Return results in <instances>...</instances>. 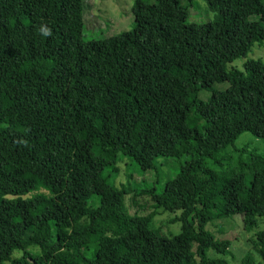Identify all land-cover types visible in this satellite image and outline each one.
<instances>
[{"label":"trees","instance_id":"obj_1","mask_svg":"<svg viewBox=\"0 0 264 264\" xmlns=\"http://www.w3.org/2000/svg\"><path fill=\"white\" fill-rule=\"evenodd\" d=\"M203 1L212 18L190 23L196 0H134L132 29L84 40L85 0H0V264H227L208 254L229 245L210 221L264 220L262 155L245 145L235 169L207 165L223 166L218 155L243 133L264 140V60L231 66L264 45V0ZM96 143L154 181L88 188ZM159 158L179 161L184 189L171 202ZM130 193L149 195L152 211L130 214ZM157 208L179 212L180 233L154 225ZM252 244L264 264V229ZM240 264L260 263L250 253Z\"/></svg>","mask_w":264,"mask_h":264},{"label":"rangeland","instance_id":"obj_2","mask_svg":"<svg viewBox=\"0 0 264 264\" xmlns=\"http://www.w3.org/2000/svg\"><path fill=\"white\" fill-rule=\"evenodd\" d=\"M147 1L153 2L154 0ZM85 3L87 10L84 14V40L105 39L132 29L134 23V0H85ZM207 18L211 19L212 13L208 12L206 3L203 0H196V5L189 7L187 21L190 23H202ZM251 58L264 60V45L257 44L244 58L234 60L231 66L242 70L243 62ZM227 87V82L217 83L214 86L218 90H223ZM210 96L211 93L209 91H201L199 93V97L203 100H207ZM245 145H248V148L254 149L264 157V140L250 133H243L233 145L228 146L218 155L219 160L222 158L223 166H217L210 160L207 161V165L214 170L229 167L235 169V160L238 155L244 158L248 157L247 151L239 150ZM187 152L185 150L182 153L186 154ZM129 162L130 160L127 157H118L113 150L103 151L99 143L94 144L83 165L85 185L88 188L95 187L99 178H105L116 188L130 191L134 188H145V186L151 184V181H154L155 170L139 172L129 166ZM178 163L179 161L174 158H159L156 163L159 180L165 190L161 198L166 202L179 198L184 189L183 182L175 178L178 171ZM34 193L47 195V192L40 185L36 187ZM149 200L150 196L147 194L133 197L130 193L125 197L130 214L145 215L152 211L148 204ZM156 212L154 225L162 232L166 235H174L181 232V224L173 220L175 214L179 213L178 211L176 213H168L162 208H157ZM206 215H210V213L207 212ZM206 229L212 232L216 240L229 242L227 254L223 255L210 250L208 253L210 257L214 259L222 258L227 264H240L245 255L252 253L254 260L262 264L260 255L252 248V242L254 241L255 232L264 229V220L258 221L256 228L248 230L244 228L241 217L236 215L213 219Z\"/></svg>","mask_w":264,"mask_h":264},{"label":"clouds","instance_id":"obj_3","mask_svg":"<svg viewBox=\"0 0 264 264\" xmlns=\"http://www.w3.org/2000/svg\"><path fill=\"white\" fill-rule=\"evenodd\" d=\"M39 32L42 36H50L52 34L51 29L48 28L46 25H41L39 28Z\"/></svg>","mask_w":264,"mask_h":264}]
</instances>
